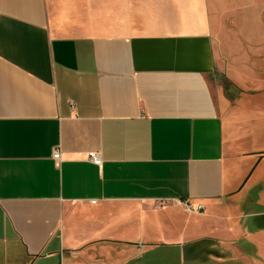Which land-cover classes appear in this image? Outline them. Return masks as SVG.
<instances>
[{
	"label": "crops",
	"instance_id": "obj_1",
	"mask_svg": "<svg viewBox=\"0 0 264 264\" xmlns=\"http://www.w3.org/2000/svg\"><path fill=\"white\" fill-rule=\"evenodd\" d=\"M233 12L264 31V0H0V264H264V82L215 87Z\"/></svg>",
	"mask_w": 264,
	"mask_h": 264
},
{
	"label": "rangeland",
	"instance_id": "obj_2",
	"mask_svg": "<svg viewBox=\"0 0 264 264\" xmlns=\"http://www.w3.org/2000/svg\"><path fill=\"white\" fill-rule=\"evenodd\" d=\"M235 16L233 12L228 18V25L234 31H231L230 36L222 37L224 42L229 38L234 40L233 49L228 46L230 49L224 55L220 54L215 77V87L225 84L229 95H235L236 90L233 86L228 88L230 83L225 79L249 91L253 90L252 81L264 82V31H237ZM215 38L221 45L219 33Z\"/></svg>",
	"mask_w": 264,
	"mask_h": 264
},
{
	"label": "built area",
	"instance_id": "obj_3",
	"mask_svg": "<svg viewBox=\"0 0 264 264\" xmlns=\"http://www.w3.org/2000/svg\"><path fill=\"white\" fill-rule=\"evenodd\" d=\"M53 157L56 159V160H60L61 159V152H60V149H55L54 152H53ZM88 157L91 161H93L95 164L97 165H101L102 164V157L100 155L99 152H95V151H91L88 153ZM185 206L188 208V209H191V210H195V208L192 206L191 203L189 202H184ZM202 209V206L199 205L197 207L196 210H200Z\"/></svg>",
	"mask_w": 264,
	"mask_h": 264
}]
</instances>
